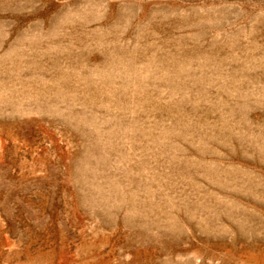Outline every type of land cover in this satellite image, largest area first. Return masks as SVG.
I'll return each mask as SVG.
<instances>
[{
    "label": "rangeland",
    "instance_id": "rangeland-1",
    "mask_svg": "<svg viewBox=\"0 0 264 264\" xmlns=\"http://www.w3.org/2000/svg\"><path fill=\"white\" fill-rule=\"evenodd\" d=\"M0 264H264V0H0Z\"/></svg>",
    "mask_w": 264,
    "mask_h": 264
}]
</instances>
